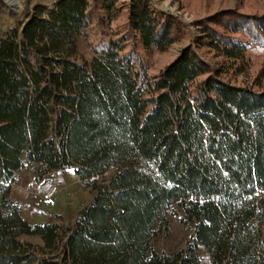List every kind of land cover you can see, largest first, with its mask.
Segmentation results:
<instances>
[{
  "label": "trees",
  "instance_id": "trees-1",
  "mask_svg": "<svg viewBox=\"0 0 264 264\" xmlns=\"http://www.w3.org/2000/svg\"><path fill=\"white\" fill-rule=\"evenodd\" d=\"M24 10L0 36V264H202L201 247L207 264H264V88L230 79L247 72L248 52L264 63V16L196 22L150 77L139 50L165 53L186 32L149 0ZM94 23L104 36L87 59L78 42ZM28 169L37 182L73 170L91 190L72 225L22 217L10 194ZM167 213L193 227L173 254L152 243Z\"/></svg>",
  "mask_w": 264,
  "mask_h": 264
},
{
  "label": "rangeland",
  "instance_id": "rangeland-1",
  "mask_svg": "<svg viewBox=\"0 0 264 264\" xmlns=\"http://www.w3.org/2000/svg\"><path fill=\"white\" fill-rule=\"evenodd\" d=\"M55 0H0V36L16 27L23 19V11L28 6L29 10L35 3L50 6ZM126 0H120L124 3ZM153 9L159 13L169 15L176 19L184 28L186 35L172 44L165 53L146 55L142 50V57L148 75H157L165 66L171 63L178 53L185 48L193 37L197 36L196 22L211 18L220 13L234 12L243 16L263 17L264 0H149ZM126 23L120 17L111 28H121ZM89 32V40L80 39L78 48L81 54L90 59L93 52L89 43L96 45L104 36L97 25L92 24ZM90 41V42H89ZM248 70L244 74L230 77L237 85H252L255 81L261 83L264 88V76L260 74L264 63L261 54L248 52ZM201 57L212 65L220 60L201 53ZM35 167V166H34ZM116 169L109 170L100 180L107 181ZM92 192L84 182L78 180L73 170L53 172L43 180L37 182L30 170H24L17 183L12 187L10 198L22 206V217L30 224L51 223L59 226H70L74 223L80 210L88 206L92 200ZM51 200L52 203H48ZM182 215V211L175 207ZM166 228L161 226L152 240L154 248L158 252L173 254L184 247L186 241L193 234V227H185L179 223L170 213L166 215ZM23 242L41 245L37 237L23 236ZM201 263H208V256L204 248L198 251Z\"/></svg>",
  "mask_w": 264,
  "mask_h": 264
},
{
  "label": "crops",
  "instance_id": "crops-1",
  "mask_svg": "<svg viewBox=\"0 0 264 264\" xmlns=\"http://www.w3.org/2000/svg\"><path fill=\"white\" fill-rule=\"evenodd\" d=\"M23 171H24V170H23ZM23 171L20 172V174L17 176L16 183H17V181H18L20 175L23 173ZM32 176H33V175H32ZM16 183H15V184H16ZM15 184H13V185H15ZM13 185L11 186V193H12V187H13ZM10 196H11V194H10ZM11 200L14 201V202H16L14 199H11ZM16 203H17V202H16ZM22 212H23V210H22Z\"/></svg>",
  "mask_w": 264,
  "mask_h": 264
},
{
  "label": "built area",
  "instance_id": "built-area-1",
  "mask_svg": "<svg viewBox=\"0 0 264 264\" xmlns=\"http://www.w3.org/2000/svg\"><path fill=\"white\" fill-rule=\"evenodd\" d=\"M48 203H52V201L51 200H48Z\"/></svg>",
  "mask_w": 264,
  "mask_h": 264
}]
</instances>
